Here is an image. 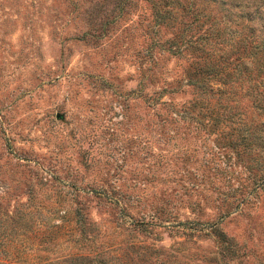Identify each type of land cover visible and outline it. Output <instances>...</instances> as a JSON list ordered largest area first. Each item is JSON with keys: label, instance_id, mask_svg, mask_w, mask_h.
I'll list each match as a JSON object with an SVG mask.
<instances>
[{"label": "rangeland", "instance_id": "1", "mask_svg": "<svg viewBox=\"0 0 264 264\" xmlns=\"http://www.w3.org/2000/svg\"><path fill=\"white\" fill-rule=\"evenodd\" d=\"M68 213L127 264H264V0H0V220L54 258Z\"/></svg>", "mask_w": 264, "mask_h": 264}, {"label": "trees", "instance_id": "2", "mask_svg": "<svg viewBox=\"0 0 264 264\" xmlns=\"http://www.w3.org/2000/svg\"><path fill=\"white\" fill-rule=\"evenodd\" d=\"M179 37L180 39L176 43L177 52H181L187 46H189L190 41L189 39L184 38L182 35H179ZM202 72H204V70L201 68L200 70H187L188 77L195 78V80L193 79V83L200 87L202 86L204 89L203 91L210 90L211 92L214 91L217 95H222L223 88L220 84L213 86V84L209 83V85H207L208 89L205 88L206 84L201 80ZM196 80H199V83H197ZM18 217L14 218L15 224H12L15 228H8L7 225L2 223L3 221L0 220V264H127L128 261L126 259L120 258L116 260L115 258H104L102 257V253L107 252L110 249H115L113 248L114 246L120 247L122 243H127L129 246L136 244L134 237L126 239V236H123L112 243L97 241L94 235H86V225L84 224V219L82 218L83 216L77 214L71 215L68 213L61 215V217L69 224V226H71L67 231H65L66 240L72 241V245H70L68 250L65 253L57 254L54 258H49L47 255L30 258L28 257V250L31 248V244L33 242L31 236L29 238L26 235V220H18ZM32 219L34 221L30 223H38L39 225L37 227H46L44 225L45 222H43L41 218L32 217ZM31 225L32 224H29L28 227H31ZM51 225L52 228L50 230L42 231L49 233L55 229L58 231V233L52 236L47 234L46 239H41V241L46 243L41 245L43 249H51V247L54 245H59V237L61 234H63L62 231H60L62 226L61 222ZM16 232L21 234V238L17 241L15 240ZM17 242L19 243L16 244ZM73 247H77V249H80V251L72 250Z\"/></svg>", "mask_w": 264, "mask_h": 264}]
</instances>
